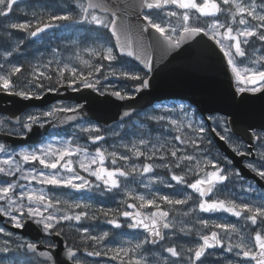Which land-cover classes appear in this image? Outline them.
I'll return each instance as SVG.
<instances>
[{
    "label": "snow or ice",
    "instance_id": "obj_1",
    "mask_svg": "<svg viewBox=\"0 0 264 264\" xmlns=\"http://www.w3.org/2000/svg\"><path fill=\"white\" fill-rule=\"evenodd\" d=\"M19 3L20 0H0V28L5 29L9 38L14 32L26 34L14 46L5 44L4 63H0V92L25 100H39L43 98L44 91L58 92L60 88L66 87L73 91L92 89L101 95L110 92L111 96L119 100L134 99V95L123 90L102 91L98 87L100 76L108 78L103 75L105 67L108 75L134 82L132 87L136 93L149 87V74L154 71V57L133 38L131 16L138 22L139 34L142 36L147 33L150 37L151 44L148 47L153 51L158 49L164 55L180 49L197 36L208 37L226 58V70H230L235 78L236 92L264 93V55L249 59L246 51L248 47L255 49L257 43L264 46V0H136L132 5H121L112 0H72V3L59 11L33 12V19L23 23L18 22L16 17L17 11H20ZM75 25H90L91 30H107L115 38V47L119 53L114 52L113 47L96 44L82 49L89 59L77 54L78 64H74L71 60L62 62L56 59L59 52L54 51L52 60L32 67L29 76L21 81L20 77L25 73L24 66L14 63L11 58L20 52L25 38L38 37L49 29H66ZM123 57L138 61L143 66L144 74L117 69L113 62ZM102 61L109 63L105 66ZM120 62L125 63L123 60ZM82 108L83 105L53 107L49 111L9 117L7 122L0 119V133L26 140L34 134V127H43L44 123L51 122L46 118H55L57 113L71 112L76 115L67 116L66 120L73 121L80 116ZM176 110L163 108L161 114L150 115L146 119L157 125L166 124L179 133L173 137L179 146L166 138L161 140L156 137L153 142L152 138L142 136L137 141L120 145L125 149L124 153L109 151L99 146V142L106 139L100 127L80 128L96 146L94 151H89L88 147L74 139L50 142L43 146L30 145L19 151H10L5 143L0 142V217L7 218L17 229H23L31 221L49 236L64 234L66 225L69 228L75 227L82 242L98 246L109 239L110 233L104 231L92 235L89 227L82 224L86 220H97V212L93 211L90 215L87 210L89 205L69 203L51 194L53 188L92 191V177L99 182L94 185L95 188L103 186L108 192L122 191L132 201H123L126 206L123 211L99 209L104 217L111 215L107 223L117 229L142 230L144 235L135 243L129 240L104 251L96 248L88 251L85 248L87 256L110 254L111 259L119 261V264H153L146 255L151 252L147 246H161L169 233L175 234L177 223L170 218V214L176 210V206L188 205V210L183 212L184 216H191L197 210L202 213H227L242 220L243 224L238 227L232 222L200 218L196 221L199 228L194 233L199 239L193 246H163L161 253L156 254L159 259L155 264H209L217 248L232 254L236 259L228 257L223 262L217 259L216 264H264V195L259 197V203L243 198L239 202L227 196L221 198L229 184L237 180L243 182L246 178L232 159L227 156L222 159L212 157L206 148H201L205 142L209 145L212 143L205 136L208 129L203 120L197 121L195 114L186 111L183 105L179 106V111L184 120L174 119L171 114ZM131 115L132 111H125L121 119ZM208 120L217 122L213 116H209ZM221 123V131L216 128L211 131L227 143L235 155L253 156V148L264 149V125H261L259 131L254 125L234 131L226 120ZM245 137L247 144L243 142ZM255 155L258 159L246 163L244 167L264 182V150ZM158 169L170 173V181L157 175ZM137 177L148 178L147 183L139 181L145 189L158 182L170 188L176 187L177 195H159L156 192L145 195L127 190L128 184L135 182ZM185 189L192 191L188 193ZM245 191L255 193L256 188L249 182ZM190 201L193 202L191 205ZM165 206H168V210H165ZM71 209L80 211L72 212ZM120 216L127 221L125 224L119 222ZM178 231L185 236L193 235V227L188 225L179 227ZM0 234L9 238L0 244V253L5 254L0 257V264L6 260L19 264L16 254L28 256L26 264H66V261L83 264L77 255L79 247H67L65 260L59 254L54 255L52 249L56 245L52 243L45 246L47 250L39 251L37 243L11 240L13 233L4 227H0Z\"/></svg>",
    "mask_w": 264,
    "mask_h": 264
},
{
    "label": "rangeland",
    "instance_id": "obj_2",
    "mask_svg": "<svg viewBox=\"0 0 264 264\" xmlns=\"http://www.w3.org/2000/svg\"><path fill=\"white\" fill-rule=\"evenodd\" d=\"M70 3H72V0H37L36 2L19 3L20 11L19 12L17 11L16 17L18 18V22L23 23L27 20L33 19L32 16L33 12L44 13L46 11H59L61 8H64L66 5ZM25 13H27V15H25ZM54 30L55 31L44 34L42 38H30V37L25 38L24 43L21 45L20 52L14 54V56L11 58L14 63L24 66L25 73L23 76L20 77L21 81L24 80L25 77L29 76L32 67L37 65H43L47 63L49 60H52L54 58V51L59 52V55L55 57L56 59H59L62 62H69V60H71V62L74 64H78V61H76L77 54L82 55L84 59H89L90 57L88 56V54L83 52L82 49L86 47L94 46L96 44H104L106 46L113 47L114 52H116L110 40H108L104 35L91 30L90 25H75V26L67 27L66 29H54ZM20 37H26V34L22 32H14V35L11 38H9L6 35L5 29L0 28V63H4L3 52L5 51V44L8 43L14 46ZM73 41H76L77 43L73 44L72 43ZM257 49L259 51H256ZM246 51L248 53L249 59H252L259 55H264V46H261L259 43H257L255 45V49L248 47L246 48ZM120 60L125 61V63L122 64ZM101 63L107 66L109 62L102 61ZM113 64L117 69L123 68V69L131 70L133 72H139L141 75L144 74L140 66L135 65L131 61L122 58L118 59V61L116 62H113ZM102 71H103V75L108 76L107 79H104L103 76H100V85H98V87H100L102 91L105 89L123 90L130 95H135L133 91L134 87L131 86L133 85L134 82H132L131 80L119 79L118 77L108 75L107 67H105V69H103ZM37 91H41V90H37ZM180 105H183L186 111H190V113H194L197 121L203 120L204 126L208 129V131L205 133V136L207 139H210L212 143L209 145L207 144V142H205L204 144H201V148L202 149L206 148L208 153H210L212 157L222 159L225 156V154L219 150L217 144L214 141L212 132L209 129L202 115L197 112L195 106L190 105L186 101H179V100H169L158 103L153 107L147 109L146 111L142 112L141 114L137 115L136 117L125 122L117 123L108 129L102 128L97 123L77 124L65 129L64 132L60 133V135L47 139L43 143L39 144V146H43L44 144L50 142H58V141L74 139L79 144L88 147L89 151H94V148L96 146L93 145L91 141L87 139V134L82 133L80 131L81 127H100L106 139L103 140L101 143H99V146H101L104 149H108L109 151L115 150L124 153L125 149L120 147V145L137 141L142 136L144 138H149V137L152 138L153 142H155L156 137H160L161 140L166 138L169 141H171L173 144L178 145V142L175 141L173 137L175 135H178L179 133L175 132L166 124L157 125L155 124V122L147 120L146 117L150 115L161 114V110L163 108H175L177 110L171 114L172 118L178 120H184V116L179 111ZM75 106H78V104L74 102L67 103L62 100H58L43 108H32L29 111L22 113L21 116H26L28 113H40L44 111H49L53 107H75ZM212 116L217 118V122L211 121L213 127L216 128L217 131H221L223 127L221 121L224 120L227 121L226 117L218 114ZM0 119H5L7 122V115L0 114ZM11 126L12 125H9V127ZM113 133H117V134L114 135ZM0 142L4 143L3 141ZM28 147H17V148L7 147V148L10 151L12 149L19 151L21 148H28ZM261 150L264 149H260L257 147L256 153ZM189 151L191 152V149H189ZM176 171L179 172V170ZM81 174L87 175V173H81ZM157 175L162 177L165 181H170L171 174L164 169H158ZM90 179L93 180L92 191L77 192L72 189L53 188L51 189V194L60 199L68 200L69 203L79 202L81 204L89 205L90 207L87 209L89 211V214L91 215L93 211H96L99 218L95 221L93 220L83 221L82 222L83 226L89 227L92 235H99L100 233L107 231L110 233V237L108 240L104 241L102 244L98 246L92 245L91 242H82L79 238L80 234L76 233L75 231V227L69 228L67 225L65 226V232L63 235L64 237H66V239L68 240V244H70L71 247H79L81 253L80 259L83 260L85 263L119 264V261H115L111 259L110 254L107 256L102 255L99 257L96 256L89 257L86 255L84 249L87 248L88 251H92L94 248H96L97 250L104 251L106 248H114L123 245L126 241L129 240L135 243L136 240L142 238L144 233H142L141 231H130L127 228L117 229L114 227V225L108 224L107 220L112 218L111 215L109 217H104L99 213L98 211L99 209H105V210L120 209L121 211H123L126 208L123 201L126 199H128L129 203H131L132 201L128 197H126L124 192L122 191L113 190L112 192H108L107 189L103 188V186L100 189L95 188L94 185L99 182L95 181V178L90 177ZM186 179L192 180L193 177H186ZM140 180H144L145 183L148 182L147 177H137L135 182H130L128 184L127 190H132L134 192L142 193L145 195H148L150 192H156L159 195H169V196H173L175 191H177L176 187L170 188L167 187L166 184H160L158 182L150 184L149 188L145 189L143 185L139 183ZM249 182H251L253 186L256 188L255 193H249L245 191V189L247 188V184ZM171 183L175 185L174 181H172ZM36 187H39V185H36ZM185 191L191 193L192 190L185 189ZM261 195H264V192L260 191L252 181L245 180L241 182L237 180L234 184H229L228 189L223 193L221 198L227 196L229 198L237 199L238 202L240 198H243L245 200H252L254 203H259V197ZM193 199L194 200L196 199L195 194ZM103 202H107L108 204H105ZM192 203H193L192 201L189 202L190 205ZM186 206L187 205L176 206V210L174 211L172 217L173 219H175L178 225V229L179 227H182L184 225L193 227V235L185 236L179 233L178 229H176L175 234L171 233L170 237L180 238L174 243L178 245L180 248L191 247L193 246L195 241L199 239L194 233L196 229L199 228V225L196 223V221L200 218L217 220L221 222H225V221L232 222V223H236L238 227H241L243 224L242 220H238L237 218L232 217L230 214L227 213H202L199 212V210H197L195 216L193 217L184 216L182 214V211L183 209H188V207L186 208ZM165 209L168 210V206H165ZM148 210H154V209H145V211ZM70 211L77 212L80 211V209H71ZM177 211L179 212V214H177ZM229 216L235 218V220L229 221L230 220ZM118 219L121 224H125L127 222L121 216L118 217ZM78 226L79 225H77V227ZM205 231L207 232L208 230ZM5 239H9V238L5 237L3 234H0V244H2ZM10 239L13 241H21V242L24 241L21 238L16 237L14 233ZM14 246L15 245H13V247ZM163 246H168V245H163ZM163 246L158 248L153 247L151 245L147 246L151 248V252L146 253V255H148L149 259L153 261V264H155V261L159 259V256L156 254L161 253V249ZM215 253L216 255L210 259L209 264H216L217 259L221 260L222 262L225 261V259L228 257H232L233 259H236L235 257L232 256V254L227 253L226 251L223 250L220 251L215 250ZM4 255L5 254L0 253V257ZM16 255L18 256L19 264H26V262L29 259L28 256L23 254H16ZM163 255H167V254L164 253ZM4 264H13V261L6 260Z\"/></svg>",
    "mask_w": 264,
    "mask_h": 264
},
{
    "label": "water",
    "instance_id": "obj_3",
    "mask_svg": "<svg viewBox=\"0 0 264 264\" xmlns=\"http://www.w3.org/2000/svg\"><path fill=\"white\" fill-rule=\"evenodd\" d=\"M112 2L132 5L136 0H112ZM130 18L133 38L147 48L154 57V71L149 74L151 79L147 89L136 93L134 99L125 100L111 96L110 92L101 95L92 89L83 88L80 91H73L66 87L60 88L58 92L45 91L43 98L39 100H25L0 92V113L7 114L8 118L20 116L22 112L32 107H44L57 100L77 102L83 105L80 109V116L76 120H66L67 116L76 115L75 113H57L55 118H48L51 120L50 123H44L43 127H34V134L26 140L14 136L9 137L3 133H0V139L4 140L8 147L37 145L56 135L60 130L81 122H97L102 127L109 128L119 121L130 118L121 119L125 111H132V117L156 102L168 99L189 101L206 119H208V114L225 115L228 117L229 126L234 131L242 130L248 125H254L256 129H260L261 125H264V93H237L234 77L230 70H226V58L208 37L197 36L183 44L180 49L164 55L160 50L153 51L148 47L151 44L150 37L147 33L141 36L138 31V22L134 17L130 16ZM113 40L116 45L114 37ZM116 49L119 53V49L117 47ZM136 62L139 64L138 61ZM214 139L218 147L232 159L233 164L240 169L245 178L253 179L258 186L264 188V182L259 181L258 177L244 167L247 159L255 158L254 148L252 149L253 156L240 157L235 155L228 144L221 141L215 133ZM244 141L248 143L246 137ZM0 223L32 240L40 241L43 236L41 228L31 221L27 222L23 229L14 228L5 222L4 217H0ZM52 237L56 244V247L52 249L54 255L59 254L66 260L67 247L63 236L52 235ZM38 245L39 251L47 250L45 246ZM66 264H71V262L66 261Z\"/></svg>",
    "mask_w": 264,
    "mask_h": 264
},
{
    "label": "flooded vegetation",
    "instance_id": "obj_4",
    "mask_svg": "<svg viewBox=\"0 0 264 264\" xmlns=\"http://www.w3.org/2000/svg\"><path fill=\"white\" fill-rule=\"evenodd\" d=\"M26 2H29V1H26ZM26 2H24V3H26ZM53 31H55L54 29H53ZM42 34L39 36V37H36V38H42ZM177 194H173V196H176ZM188 207V205L186 206V208ZM165 210H167V209H165ZM188 209H183V211H182V214H183V212H185V211H187ZM173 213H174V211L173 212H171V214H170V218H172L173 217ZM193 216H195V213H193V215H191V217H193ZM188 217H190V216H188ZM229 218H230V220L229 221H234L235 220V218H232L231 216H229ZM192 219V218H191ZM191 221V220H190ZM177 229H178V225H177ZM168 232V231H167ZM170 235H171V233H169L168 234V238H167V240L166 241H164V242H162V244H161V246H163V245H169V244H174L178 239H180L179 237H170ZM65 240H66V242H67V244H68V240L66 239V237H65ZM49 243H52L53 244V240H52V238L49 236V235H45V237L43 238V240H42V244H44V245H47V244H49ZM161 246H157L156 248H158V247H161ZM68 247H71L70 246V244H68ZM77 255H78V257L80 258V256H81V253H80V250L78 251V253H77ZM82 262H83V264H88V263H85L83 260H82ZM90 264V263H89Z\"/></svg>",
    "mask_w": 264,
    "mask_h": 264
},
{
    "label": "trees",
    "instance_id": "obj_5",
    "mask_svg": "<svg viewBox=\"0 0 264 264\" xmlns=\"http://www.w3.org/2000/svg\"><path fill=\"white\" fill-rule=\"evenodd\" d=\"M93 31H96L97 33H100L102 35H104L108 40H110V42L113 44V40H112V37L111 35L107 32V30H104V29H98V30H93ZM122 59H125V60H128V61H131L132 63H134L135 65H138L136 62H134L133 60H131L129 57H123ZM139 66V65H138ZM132 86V85H131ZM260 191L264 192V189H261V188H258ZM105 204H108L107 202H103Z\"/></svg>",
    "mask_w": 264,
    "mask_h": 264
},
{
    "label": "bare ground",
    "instance_id": "obj_6",
    "mask_svg": "<svg viewBox=\"0 0 264 264\" xmlns=\"http://www.w3.org/2000/svg\"><path fill=\"white\" fill-rule=\"evenodd\" d=\"M19 12V11H18ZM21 13V12H20ZM22 15V14H21ZM24 18V17H23ZM22 19V18H21Z\"/></svg>",
    "mask_w": 264,
    "mask_h": 264
}]
</instances>
